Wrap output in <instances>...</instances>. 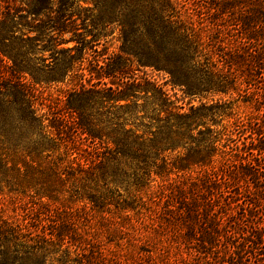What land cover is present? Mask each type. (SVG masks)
<instances>
[{"label":"rangeland","instance_id":"rangeland-1","mask_svg":"<svg viewBox=\"0 0 264 264\" xmlns=\"http://www.w3.org/2000/svg\"><path fill=\"white\" fill-rule=\"evenodd\" d=\"M224 1L227 0H176L182 19L193 23L201 32L204 54L210 56V63L217 65L221 77L228 76L226 94L203 96V102L211 104L214 100L222 106L213 118L206 119L202 135L195 133L203 142L206 160L200 164L185 162L183 158L188 153L178 150L161 155L158 165L163 164L162 159L168 164L162 172L152 164L144 166L130 161L107 166L108 149L114 148L109 134L115 128L113 124L120 122H115L108 113L115 105L105 104V108H96L90 117L95 139L84 134L82 141L73 142L66 134L53 146L55 153L50 162H58L57 158L61 157L62 165L55 166L45 159L36 162L29 159L25 164L12 154L16 166V171L11 173L13 187L0 184V209L6 216L21 224L35 225L38 233L43 229L49 233L51 227L78 233L99 246L111 264H264V182L254 183L249 176L248 191L246 182L241 180L240 191L237 186H231L225 190L228 198L221 199L219 188L206 180V174L213 171L223 175L222 171L236 170L244 178L247 162L255 163L258 159L264 162V78L250 81L246 62L231 69L226 64L224 59L235 54L240 40L234 27L226 23L229 14L218 15ZM21 3L26 8V2L18 1V5ZM80 5L94 7L91 0L87 4L81 0ZM20 14L14 15L17 39L10 48L16 54L28 45L27 37L31 35L24 19L26 14ZM77 25L89 42L97 40L95 44H98V53L87 51L84 59L74 65L85 83H99L98 88H104V84H119L122 75L142 78L144 74L158 84L164 83L162 75L140 69L137 62L110 60L119 53L122 44L116 26L105 27L98 21L94 24L92 19L87 24L79 20ZM92 35L97 39L93 40ZM55 37L61 43L72 36ZM42 45L35 44L29 58L20 60L36 75L52 77L55 73L48 69L53 65V55L42 50ZM78 46L72 42L61 48ZM245 51L246 48L240 50L241 54ZM73 55L76 59L81 57L76 51ZM0 59L9 66L13 64L9 49H0ZM92 61L99 67L94 68ZM113 63L117 72L107 77L105 69ZM56 73L63 82L36 85L39 103L43 104V113L67 117L65 96L72 93L77 80L71 82L70 77L65 80L64 71ZM165 89L173 95L170 87ZM188 102L186 99L185 105ZM193 104L198 106L200 102ZM112 110V114L118 112ZM139 124L130 118L127 129H138L142 135L145 129L135 128ZM205 145L217 150H206ZM70 162L75 163L71 174H63ZM180 165L188 168L178 169ZM27 210L33 211L31 219L26 217Z\"/></svg>","mask_w":264,"mask_h":264},{"label":"trees","instance_id":"trees-1","mask_svg":"<svg viewBox=\"0 0 264 264\" xmlns=\"http://www.w3.org/2000/svg\"><path fill=\"white\" fill-rule=\"evenodd\" d=\"M18 1L26 2V8L22 3L18 5ZM83 1L85 4L88 2ZM80 2L0 0V49H9L13 63L9 66L0 59V184L13 187L11 173L16 171L13 155L25 164L29 159L31 162L45 159L55 166L62 165L61 157L57 158L58 162H50L55 153L53 146L66 134L73 142L77 139L82 141L84 134L95 139L90 117L96 108L105 104L115 105L108 113L114 116L115 122H120L113 124L115 128L109 134L114 148L108 149L107 166L130 161L144 166L152 164L162 172L168 164L162 159L163 164L158 165L161 155L178 150L188 153L183 158L185 162L200 164L206 160L208 155L204 154L203 142L195 133L202 135L201 128L205 127L206 119L213 118L222 106L214 100L211 104L203 102V96L226 94L228 76L222 74L221 77L216 71L217 65L210 63V56L204 54L201 32L193 23L182 19L176 0H91L93 8H84ZM18 13L26 14L24 19H27L31 33L27 37L28 45L18 51L20 54L10 51L12 42L17 39L14 15L22 16ZM218 13L223 16L229 14L226 23L234 27L240 40V48L235 50V54L224 59L226 64L231 69L246 62L250 81H261L264 78V0H227ZM89 19L94 24L98 21L105 27L116 26L120 30V51L110 60L137 62L140 69H150L162 75L164 83L152 81L147 74L142 78L122 75L119 84H104V88H98L99 83H85L74 65L84 59L87 51L98 53L97 40L89 42L88 36H83L77 25L79 20L87 24ZM222 25L224 23L219 27ZM55 35L72 37L59 43ZM92 37L97 39L96 35ZM72 42L79 46L61 48ZM41 43L42 50H49L53 55V65L48 69L55 73L52 77L36 75L30 67L23 66L35 50L34 45ZM245 48L241 54L240 50ZM74 51L81 56L79 59L73 55ZM114 63L107 65V77H113L117 72ZM91 65L99 67L95 61ZM63 71L65 80L68 77L71 82L77 80L72 93L65 96L68 119L53 112L43 113L36 88V85L63 82L59 79L61 77H56V72ZM167 87L171 88L173 95L165 89ZM173 97L183 104L177 105ZM186 99L189 102L185 105ZM197 100L200 102L198 106L193 104ZM111 109L118 112L112 114ZM130 118L140 122L135 128L145 129L142 135L138 129H127ZM205 147L212 152L217 150L211 149L210 145ZM79 160L75 158V161ZM74 164L70 162L63 174L67 172L70 175ZM188 166L180 165L178 169H187ZM244 168V178L236 170L222 171L223 175L213 171L206 174V180L219 188L221 199H227L225 190L237 186L240 191L239 182L245 181L247 185L249 176L254 183L264 182V162L261 159L255 163L247 162ZM246 188L248 191V185ZM32 213V210H27L26 217L31 219ZM31 228L36 229L32 231ZM38 230L35 225L28 226L7 217L0 209V264H111L99 246L78 233L60 231L59 227H51L49 233L44 229L38 233Z\"/></svg>","mask_w":264,"mask_h":264}]
</instances>
